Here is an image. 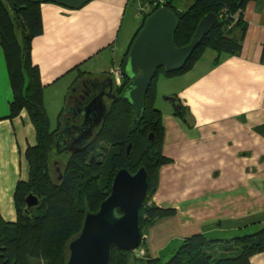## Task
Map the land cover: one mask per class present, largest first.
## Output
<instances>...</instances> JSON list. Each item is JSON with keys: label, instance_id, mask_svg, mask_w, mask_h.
Listing matches in <instances>:
<instances>
[{"label": "crops", "instance_id": "crops-1", "mask_svg": "<svg viewBox=\"0 0 264 264\" xmlns=\"http://www.w3.org/2000/svg\"><path fill=\"white\" fill-rule=\"evenodd\" d=\"M30 1L41 4L44 25L31 56L45 86V107L57 110L59 127L60 113L67 121L83 81L112 79L115 88L120 85L112 72L142 25L134 17L139 0ZM171 1L180 11L191 5ZM243 19L239 54L216 62L218 54L208 49L188 73L158 80L162 151L171 162L160 168L153 202L178 213L144 230L151 258L168 250L172 255L196 234L225 240L264 229V1L250 2ZM55 87L62 91L58 107L48 100ZM12 98L0 45V214L9 223L17 221L16 186L30 178L26 152L37 145L26 111L9 118ZM181 108L189 111V125L177 116ZM251 261L264 264V253Z\"/></svg>", "mask_w": 264, "mask_h": 264}, {"label": "trees", "instance_id": "trees-1", "mask_svg": "<svg viewBox=\"0 0 264 264\" xmlns=\"http://www.w3.org/2000/svg\"><path fill=\"white\" fill-rule=\"evenodd\" d=\"M164 1V7L179 22L175 34L177 48L190 44L206 15L216 14L217 25L182 71L168 74L159 70L147 93L142 119L137 122L125 97L132 41L121 63L123 79L116 89L118 98L112 103L107 119L84 149L60 156L66 158V166L61 179H54L52 156L57 153L56 134L64 112L59 115V127L52 130L44 104L45 86L31 56L34 39L44 31L41 4L30 0H0V45L13 91L9 118L26 111L37 136V145L26 152L30 178L27 182L20 181L15 189L17 221L5 222L0 214V264H67L68 244L81 232L86 213L99 210L111 193L116 173L123 168L135 174L144 167L148 174V193L140 211L141 244L144 230L176 216L175 209H163L153 202L160 168L171 162L162 151L165 132L162 112L156 107L158 80L161 76L170 78L188 73L208 49L218 54L216 62L221 55L239 54L246 31L243 13L250 2L264 0H191L190 7L184 11L178 10L171 0ZM159 8L144 16L135 37L145 20ZM177 116L190 124L187 109L181 108ZM30 195L38 199V205L31 208L26 203ZM261 253H264V229L225 240L196 234L184 239L171 256L158 258L137 259L134 252L114 248L111 264H252V258ZM166 257L168 261L164 260Z\"/></svg>", "mask_w": 264, "mask_h": 264}, {"label": "water", "instance_id": "water-1", "mask_svg": "<svg viewBox=\"0 0 264 264\" xmlns=\"http://www.w3.org/2000/svg\"><path fill=\"white\" fill-rule=\"evenodd\" d=\"M217 22L216 14L206 15L190 44L177 48L175 34L179 22L171 10L159 8L145 20L128 56L129 84L125 97L133 108L135 122L142 119L147 93L159 70L163 69L168 74L182 71ZM106 82H109L108 85ZM102 84L99 94L92 99L89 97L90 101L84 108V122L76 127L77 134L69 138L70 144L63 146L64 127L56 134L57 154L76 153L84 149L107 119L110 108L105 97L113 92L114 81L108 79ZM112 98L115 100L116 95ZM130 150L131 145L128 154ZM147 193L148 174L144 167L135 174L120 169L113 179L108 198L97 212L86 213L81 232L68 244L67 264H111L114 248L136 251L142 239L140 211ZM26 203L31 208L38 205V199L30 195Z\"/></svg>", "mask_w": 264, "mask_h": 264}, {"label": "flooded vegetation", "instance_id": "flooded-vegetation-1", "mask_svg": "<svg viewBox=\"0 0 264 264\" xmlns=\"http://www.w3.org/2000/svg\"><path fill=\"white\" fill-rule=\"evenodd\" d=\"M105 82V81H104ZM103 82H97V81H93V80H89V81H83V87L79 88V91L72 96L74 103H73V107H71L70 109V114L69 117L67 119V121L62 122V124L60 125V130L64 127V135L65 137L63 138V146L70 144V140L69 138L72 136H76V127L78 126H82L83 122H84V116H85V111L84 108L87 106V104L91 99L95 96H97L99 94V91L101 89H103ZM109 82H106L105 84L108 85ZM115 86L113 89L112 93H107V97H105L106 102L108 103L109 108L111 107L112 103L115 102L118 98L117 96V92H116ZM109 92V90H108ZM90 95V96H89ZM113 95H116V99L114 100L112 97ZM83 102V104H82ZM58 132V133H59ZM64 154H72V153H67L64 152L62 154H60V156L64 155ZM62 177V176H61ZM60 177V179H61Z\"/></svg>", "mask_w": 264, "mask_h": 264}, {"label": "rangeland", "instance_id": "rangeland-1", "mask_svg": "<svg viewBox=\"0 0 264 264\" xmlns=\"http://www.w3.org/2000/svg\"><path fill=\"white\" fill-rule=\"evenodd\" d=\"M145 1L146 0H139V4H138L137 8L135 9V14H134L135 19L138 20V22H141V23H142V20L144 19V16L139 11V5L140 4H143L144 5L145 4L144 3ZM136 10H137V14H136ZM139 25H140V23H139ZM117 69H120V71L122 70L121 67L120 68H117ZM117 69H113V71H115ZM113 75H114V73H113ZM121 76H122V74H121ZM114 77H115V75H114ZM115 79H116V77H115ZM122 79L123 78H121V80H120V83H119L120 85L122 84V82H121ZM58 90H59L58 87H55V89H53L52 91L50 90L51 93H50V98L48 100L54 102V105H53L54 107H58V105L56 104V101H57V98H58L59 93L62 92V91H59L58 92ZM56 92H58V93L56 94ZM46 109H47L48 115L50 117L51 129L52 130H55L58 127V121H57V119H55L57 116H53V115H55V113H57V110L56 109H53L52 108V105H51L50 108H46ZM65 111H67V107L65 108ZM56 154L57 153H55L52 156V165H51L52 174H53L54 179H58V178H60L62 176V174L64 172V168L66 166V158H64V157L62 158V157H60V155H56ZM105 174H106V171L104 169V171H102V175L105 176ZM176 212H177V210H176ZM171 251L172 250H168L166 252L164 251L158 257L170 256L171 255ZM134 254H135V258H137V259H147V258H151L152 257V256L149 255L148 250L146 248V245H144V242H142V244H140V247L136 251H134ZM257 255H259V254H257ZM164 260L165 261H168L169 258L166 257V258H164Z\"/></svg>", "mask_w": 264, "mask_h": 264}, {"label": "built area", "instance_id": "built-area-1", "mask_svg": "<svg viewBox=\"0 0 264 264\" xmlns=\"http://www.w3.org/2000/svg\"><path fill=\"white\" fill-rule=\"evenodd\" d=\"M144 3H145L144 5L143 4L139 5V11H140V13H142L143 16H145L147 13L151 12L152 9L155 7L160 6V8H163L165 6L164 0H154V2H152V3H150L149 1H145ZM121 71H120V69L113 71L118 83H120L121 78H123V73ZM121 74H122V76H121Z\"/></svg>", "mask_w": 264, "mask_h": 264}]
</instances>
